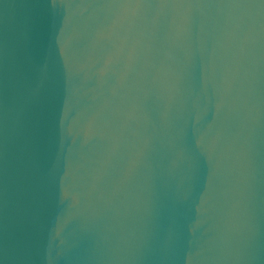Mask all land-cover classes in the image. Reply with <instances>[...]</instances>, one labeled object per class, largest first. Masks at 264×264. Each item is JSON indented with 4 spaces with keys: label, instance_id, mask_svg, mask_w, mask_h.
<instances>
[{
    "label": "water",
    "instance_id": "water-1",
    "mask_svg": "<svg viewBox=\"0 0 264 264\" xmlns=\"http://www.w3.org/2000/svg\"><path fill=\"white\" fill-rule=\"evenodd\" d=\"M0 264H264V0H0Z\"/></svg>",
    "mask_w": 264,
    "mask_h": 264
}]
</instances>
